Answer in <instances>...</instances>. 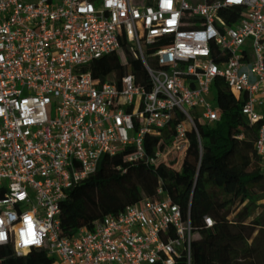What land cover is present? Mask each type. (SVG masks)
<instances>
[{
	"label": "built area",
	"instance_id": "1",
	"mask_svg": "<svg viewBox=\"0 0 264 264\" xmlns=\"http://www.w3.org/2000/svg\"><path fill=\"white\" fill-rule=\"evenodd\" d=\"M130 54L148 86L87 70L110 55L128 68ZM216 80L250 124L264 119V0H0V251L42 249L54 264H191L195 229L161 188L72 237L61 203L103 155L169 167L194 133L201 156L198 127L219 121ZM146 139L159 140L150 154ZM254 149L264 167V124Z\"/></svg>",
	"mask_w": 264,
	"mask_h": 264
},
{
	"label": "trees",
	"instance_id": "2",
	"mask_svg": "<svg viewBox=\"0 0 264 264\" xmlns=\"http://www.w3.org/2000/svg\"><path fill=\"white\" fill-rule=\"evenodd\" d=\"M128 58V68L110 55L91 63L87 70L95 79L112 72L117 76L133 73L148 86L141 62L131 54ZM213 91L219 121L198 127L201 156L194 133L188 135L186 150L171 158L175 162L169 167L133 165L120 156L103 155L95 172L66 192L60 214L63 235L72 237L80 228H91L104 216H116L143 199L155 200L161 188L162 196L178 205L195 229L191 264H264V204L260 203L264 201V167L254 149L264 119L250 124L241 112L243 100H236L220 80L214 82ZM158 141L146 139V152L152 153ZM204 218L211 219V227H205ZM54 262L42 249L23 256L10 248L0 251V264ZM174 264H187L185 256Z\"/></svg>",
	"mask_w": 264,
	"mask_h": 264
},
{
	"label": "rangeland",
	"instance_id": "3",
	"mask_svg": "<svg viewBox=\"0 0 264 264\" xmlns=\"http://www.w3.org/2000/svg\"><path fill=\"white\" fill-rule=\"evenodd\" d=\"M210 102H211L212 106L215 107L216 101H215V92L214 91H213V97H210ZM256 112L259 113L260 115L264 116V109H256ZM260 203L264 204V201H261Z\"/></svg>",
	"mask_w": 264,
	"mask_h": 264
},
{
	"label": "clouds",
	"instance_id": "4",
	"mask_svg": "<svg viewBox=\"0 0 264 264\" xmlns=\"http://www.w3.org/2000/svg\"><path fill=\"white\" fill-rule=\"evenodd\" d=\"M31 229H32V225H31V223H29V235L32 234ZM0 239H3L2 235H0ZM36 242L38 243V241H36Z\"/></svg>",
	"mask_w": 264,
	"mask_h": 264
},
{
	"label": "snow or ice",
	"instance_id": "5",
	"mask_svg": "<svg viewBox=\"0 0 264 264\" xmlns=\"http://www.w3.org/2000/svg\"><path fill=\"white\" fill-rule=\"evenodd\" d=\"M167 6V5H166ZM29 223H30V221H29Z\"/></svg>",
	"mask_w": 264,
	"mask_h": 264
}]
</instances>
